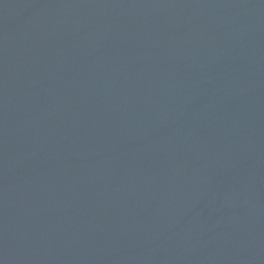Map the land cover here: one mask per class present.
Wrapping results in <instances>:
<instances>
[{"label":"water","instance_id":"obj_1","mask_svg":"<svg viewBox=\"0 0 264 264\" xmlns=\"http://www.w3.org/2000/svg\"><path fill=\"white\" fill-rule=\"evenodd\" d=\"M0 264H264V0H0Z\"/></svg>","mask_w":264,"mask_h":264}]
</instances>
